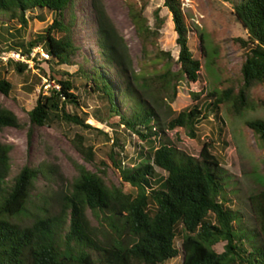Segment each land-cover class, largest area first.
Instances as JSON below:
<instances>
[{
	"label": "trees",
	"instance_id": "trees-1",
	"mask_svg": "<svg viewBox=\"0 0 264 264\" xmlns=\"http://www.w3.org/2000/svg\"><path fill=\"white\" fill-rule=\"evenodd\" d=\"M88 1L98 56L89 69L78 66L67 73L60 68L75 66L78 50L70 25L62 22L72 0H0V46H4L0 53L20 50L28 55L41 46L49 55V60L33 66L35 73L25 64L0 61V94L9 97L15 90L3 77L6 69L17 76H31H24L28 93L42 79L57 86L46 94L38 93L27 112L28 122L31 127L68 128L74 150L97 171L73 162L76 176L58 192L56 211L40 208L32 215L26 207L34 182L39 176L52 179L55 168L23 166L9 182L11 147L0 142V264H163L179 255L180 264H264V188L248 198L250 228L233 208L227 179L210 152V144L203 143L194 158L178 151L166 138L167 131L178 128L193 137L196 126L205 119L197 105L168 121L159 115L164 91L182 79L193 84L199 78L180 1L163 2L176 34L175 62L170 53L156 47L163 25L159 8L153 12L154 25L150 27L143 16L144 4L126 2L141 47L137 73L101 0ZM217 1L229 5L234 21L246 33L245 40H238L244 60L237 92L227 88L207 96L212 101L205 104L206 115L220 123V105H227L235 116L252 110L248 93L264 84V0ZM34 12L35 19L45 23L41 32L29 34L25 42L9 43L8 39L27 27L26 13ZM14 23L18 25L16 34L11 31ZM173 63L178 66L176 72L171 70ZM89 97L96 99L90 113L85 110ZM88 118L106 125L110 132L86 124ZM246 126L258 144H264V119L249 121ZM23 127L14 112L0 105V131ZM99 140L109 145L101 157L96 148ZM127 145L133 147L135 157L125 153ZM145 160L147 164H138ZM125 164L137 167L126 172ZM153 167L166 176H158ZM108 169L119 180L118 185L103 180ZM127 185L134 189L133 194L124 193ZM26 217H32L28 225L21 223ZM178 234L179 249L174 245ZM219 242L224 246L217 254L212 247Z\"/></svg>",
	"mask_w": 264,
	"mask_h": 264
},
{
	"label": "rangeland",
	"instance_id": "rangeland-1",
	"mask_svg": "<svg viewBox=\"0 0 264 264\" xmlns=\"http://www.w3.org/2000/svg\"><path fill=\"white\" fill-rule=\"evenodd\" d=\"M128 0H101L104 11L112 22L114 28L122 38L127 54L131 60L132 70L138 72L137 64L141 58V47L135 35L133 26L127 15L126 2ZM137 5L144 4L143 16L148 25L153 27V12L159 8L158 16L163 25L158 33L156 41L157 49L170 53L172 59H177L178 48L176 46V34L173 30L171 15L163 7L164 0H129ZM184 22L189 29L188 46L193 59L199 64V78L196 83H187L180 80L173 84L170 90L164 91L162 106L159 115L163 121H168L173 116L186 108L195 105L201 107L205 115L203 120L196 126L192 133L188 130L175 129L166 132V138L180 152L187 156L197 158L203 143L210 144L211 154L215 157L221 171L224 173L228 189L231 191V201L234 209L240 212V216L246 225L253 226L249 209L248 198L264 188V144H258L246 123L255 119H264V84L254 86L248 93V99L254 106L252 110L241 112L239 115H231L227 105H220L218 116L220 123L213 119L211 114L204 110L205 104L212 99L207 96L211 92L219 93L227 88H233L237 92L241 85L240 66L244 55L240 49L238 40H245L246 33L232 17L229 5L217 0H179ZM37 12L26 13L27 27L16 34L18 25L12 24L14 38L8 39L9 43L16 41L25 42L29 34H39L45 23L35 19ZM44 16V14H43ZM46 19L49 18L45 15ZM64 24L70 25V32L77 47L76 63L72 67H61L67 73H73L78 66L89 69L94 66V59L98 56L94 39V15L88 0H72L71 7L64 12L62 18ZM5 45V44H4ZM6 45H9L6 43ZM203 51L201 50V47ZM4 46H0V49ZM178 66L173 63L171 70L176 72ZM32 73L36 71H31ZM24 76H17L12 70L6 69L3 77L8 79L14 86V92L5 97L0 94V105L15 113L19 121L24 125L20 130L5 128L0 131V142L10 145L11 171L10 180L20 171L23 166L36 168L49 165L55 168V177L52 179L39 176L30 194L27 210L30 214L38 213L40 208H48L50 212L57 209L58 192L64 190L68 182L76 176L73 166L78 163L91 172L97 173L96 168L82 160L69 141V131L62 125L48 127H31L27 112L30 111L41 91L37 85L32 93L24 90ZM87 112H91L96 106V99L89 97L85 101ZM86 124L98 128L106 133L110 130L106 125L98 124L88 118ZM221 128V131H219ZM72 130V129H71ZM30 131V132H29ZM134 138V137H133ZM135 142H138L135 139ZM109 145L102 140L97 141L99 149L97 156L101 157ZM136 151V150H135ZM128 156L135 157L131 145L125 147ZM150 164V162H148ZM138 164H147L140 161ZM139 166V165H138ZM137 167L134 166V168ZM124 165V170L130 172L134 169ZM154 172L161 177L166 174L160 169L153 167ZM106 183L119 184L112 170L108 169L102 176ZM124 193H134L130 186L123 188ZM88 218L95 224L88 212ZM24 225L30 224L32 217L21 219ZM179 229V228H178ZM178 234L174 245L180 248L181 239ZM223 242L212 247V250L220 254L223 251ZM180 255L174 260L163 264H180Z\"/></svg>",
	"mask_w": 264,
	"mask_h": 264
},
{
	"label": "built area",
	"instance_id": "built-area-1",
	"mask_svg": "<svg viewBox=\"0 0 264 264\" xmlns=\"http://www.w3.org/2000/svg\"><path fill=\"white\" fill-rule=\"evenodd\" d=\"M47 60H49V55L41 48V46H37L31 49L28 55L22 54L20 50H12L0 53V61H2L3 63L12 61L14 63L25 64L28 67L27 70L31 71H35L33 70V66L35 64H39V62ZM52 87H54L55 89L58 88L57 86L48 83L46 79H42L40 89L43 94H46V92Z\"/></svg>",
	"mask_w": 264,
	"mask_h": 264
},
{
	"label": "clouds",
	"instance_id": "clouds-1",
	"mask_svg": "<svg viewBox=\"0 0 264 264\" xmlns=\"http://www.w3.org/2000/svg\"><path fill=\"white\" fill-rule=\"evenodd\" d=\"M35 48V47H34Z\"/></svg>",
	"mask_w": 264,
	"mask_h": 264
}]
</instances>
